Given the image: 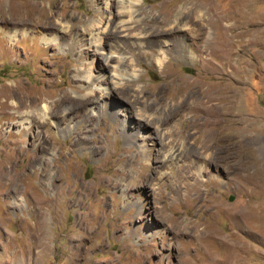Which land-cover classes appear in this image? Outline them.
Segmentation results:
<instances>
[{"label":"rangeland","instance_id":"obj_1","mask_svg":"<svg viewBox=\"0 0 264 264\" xmlns=\"http://www.w3.org/2000/svg\"><path fill=\"white\" fill-rule=\"evenodd\" d=\"M95 2L0 0V28L18 33L14 44L0 34V264H264V0H213L217 11L209 0H141L136 21L152 40L123 61L119 70L138 75L123 74L103 109V93L85 98L73 69L110 80L111 65L40 38L60 19L82 29L81 19L103 13ZM181 11L192 16L180 33L199 35L193 58L164 56L156 42ZM216 37L225 48L210 44ZM198 86L233 88L218 107L234 104V122L226 109L208 125L182 108ZM12 100L20 113L45 101L55 111L23 128ZM208 127L231 135L216 141ZM171 141L180 150L167 158Z\"/></svg>","mask_w":264,"mask_h":264},{"label":"bare ground","instance_id":"obj_2","mask_svg":"<svg viewBox=\"0 0 264 264\" xmlns=\"http://www.w3.org/2000/svg\"><path fill=\"white\" fill-rule=\"evenodd\" d=\"M93 1L95 2L96 0H93ZM109 1L111 0H106L105 7L104 6L100 7L97 5L99 4V2L98 3L95 2L97 6L96 9L101 10L100 12L104 13L105 11L106 13L109 7V11L107 13L109 16L108 18H106L103 15V13L99 14L100 15L99 17H94V16L84 17L83 19L80 20V22H83L81 24L82 29L77 28V26L76 28H71L72 24L65 21L64 19H60L58 22V27L45 24L46 26L44 28L52 29L53 32L51 33V35L40 34V38L43 41H45L47 44H52V45L62 44L63 47L65 46V48H67L69 51L75 53V55H78V58L82 57L86 51V52L91 53L93 57H101L105 61L106 64L111 65L113 71L111 72L110 80H108V77L104 73L95 75L93 71H91L90 69H86L85 67H79V68L74 67L73 69L75 70L74 71L75 73L73 74L75 79L76 78L80 79L83 82L81 83L80 86L83 87L85 84V88L87 90L85 98L94 96L96 90H99L103 93L102 100H97L95 102V104L97 105L99 109H103L107 107L105 104V97H107L110 94V91L113 88H117L116 86L118 85L119 86L123 85L124 83V78L122 77L123 74L127 75L128 77L130 76L132 78H135L136 75H138L137 70L134 67L132 69L129 68L130 71L127 69H123V71H121L119 70V67L125 64V63L122 64L125 59L128 62L134 61L135 58L140 53L139 51L140 48L149 44L152 40L150 38V34H148V31H146L144 28L139 26V24H137V21H136L135 13L141 9V7L139 6L140 5L139 2L141 0H114L113 1L114 7H111L109 5ZM209 2H210V6H212L213 11H217V7L215 8V4L213 3V0H209ZM200 9H201V5L196 3L193 5V8L191 9V11L194 13H198ZM178 14L179 15H176L175 19L173 20L175 25L170 26V28H173V29L170 30L171 34L169 35V37H166L164 39H158L156 40V42L161 50V54L164 56L169 53H179V54L184 55L185 57L193 58L196 55L195 51L198 49V47H200L198 46L200 45L199 42H194L196 39H198L199 35H197L198 33L195 34V32L190 28L185 29L184 34H181L180 28L178 27L179 23H181L183 17H191L192 15L189 12H182V11L181 13H178ZM209 17L211 18V16ZM22 19L25 21V18H22ZM197 21L203 28L202 35H205L204 27L207 28V26H205L202 23L200 15H198ZM14 22L20 23L16 21ZM228 29H221L222 30L221 32L224 31L223 33H221V35L223 36L224 33L229 32L230 29L229 30ZM23 32L25 35L29 33V31L25 29L23 30ZM0 34L7 37L10 40L9 43L14 44L16 42L15 40L16 35L18 33L17 31L13 32L12 30H6L3 28H0ZM106 35H109V36L106 37L105 39ZM188 40L190 42H188ZM210 44H212L214 47H217V48H219L220 46H221L220 48H225V45H220V40H218V37H216L215 40L213 39V41L211 40ZM231 51L232 50H228L225 54L226 55L225 64L228 67H230V72H228L230 74H232L233 72L232 68L234 67L231 65V62L233 61ZM207 58L205 60H210V58L208 59ZM92 60H94V58ZM158 61L161 63L162 59L158 58ZM114 75L119 76V78L115 79ZM104 77H107V78H104ZM232 90L233 88L232 89L225 88V90L224 89L220 90L219 88L217 90L216 88H213L211 93H208V92L203 91V89H201L200 86H198V89L196 91H193V94L197 93L198 97L192 100L191 103H189L187 107L182 105V108L190 109V111L196 110V112L198 113H195V116L197 117L200 115L201 118L203 117L206 120V123H208L209 118L213 116L220 119L222 114H224L223 112L224 109H226L227 111L224 114L226 115V118H224L223 120L227 124L232 123L234 122V109L232 107V105L234 104H228L227 106L225 105V108L222 110L220 107H218L219 106L218 103H220L219 99L221 98L229 99L230 97H232V93H233ZM68 99L70 100V98ZM189 99L190 98L188 97L187 100ZM187 100L184 101L185 105L187 104ZM48 102L45 101L40 105L37 103L27 104V107H31L32 110L26 113H20L18 110L20 105H17V103L13 100L10 102L9 106L15 109L14 115L12 116L13 117L17 116L16 120H20L21 123L23 122L22 123L23 128L24 126L25 127L28 126L29 128L30 127L29 124L33 122L34 119L38 118L41 121L48 120L47 115L55 111L54 103L50 102V105H49ZM78 102L79 101L77 100H72L71 103L75 104ZM93 102L94 100H91L90 102L83 103L80 107H76L73 109H80L86 104L88 103L92 104ZM88 107H89L88 108L89 112L94 111V107L92 105ZM71 111H74V110H71ZM143 114L141 113L138 114L139 115L138 120H140V122H142L143 120ZM61 115L62 113L58 114L59 117ZM170 117L172 118L171 115H165L163 118H159L158 121L165 123V121H168ZM57 126H59V124H57ZM71 128L72 126L69 127V129ZM207 129L208 131L203 134L210 135L214 133L216 141H219V139L221 138V134L226 133L227 135H231L228 131L224 130L223 127L218 130H215V129L209 130V127L206 128V130ZM199 132H201V130H199ZM143 138H147V135H145ZM160 139L163 141V136H161ZM176 143H174L173 141L166 143V146H168L167 158H172L175 152H178V150H180L179 147L176 146Z\"/></svg>","mask_w":264,"mask_h":264}]
</instances>
